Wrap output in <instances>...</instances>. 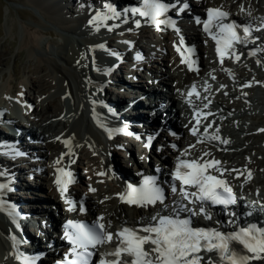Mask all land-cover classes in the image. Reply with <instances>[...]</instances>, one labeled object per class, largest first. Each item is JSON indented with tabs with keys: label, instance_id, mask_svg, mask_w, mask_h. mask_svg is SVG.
Masks as SVG:
<instances>
[{
	"label": "bare ground",
	"instance_id": "6f19581e",
	"mask_svg": "<svg viewBox=\"0 0 264 264\" xmlns=\"http://www.w3.org/2000/svg\"><path fill=\"white\" fill-rule=\"evenodd\" d=\"M26 1L41 13V15L44 17L46 22H50L52 25L61 28L63 31L69 33L70 35H73V37L72 36L69 37L68 35V38H70V42H71L69 46V50H67L68 48H66V50L63 52L60 50H56L55 53L54 52L51 53V55L54 56L53 58L46 57L47 55L45 56L44 59L41 57H39L40 59L37 58L40 62H45L47 64L46 66L50 68L49 71L51 74L50 82L46 81L47 79H43V78L37 79L36 77L35 78L28 77L25 79V83L21 84L22 87H20L19 89V91L23 93V95H26L27 97H30V93L32 92V94L34 95L33 99H35V102H32L34 107L32 113L35 117L33 124L39 133L35 137L34 142H37V144L41 146L40 150L36 151V153L39 154L40 161L37 164H35V162L31 163L32 166L30 168V171L28 172L30 173V175L35 176L37 180L41 181L42 187L40 188V190L44 192L43 194L36 193V190L25 188L22 184L18 182L19 184L18 190L20 192L14 190L15 191V193H13L15 194L14 199L16 200V202L22 203V206H20V208L23 213L26 212L28 213L29 212L28 208H31L30 206L32 204H41L39 201L41 199L43 200L42 197L46 198L44 199V201L50 203V207L52 208L53 211H58V212H60L61 210L66 211L67 207L63 203L66 199L71 200L73 193L69 191L68 192L69 195L63 199L61 195L56 191L55 187L51 184V181L53 179V171L51 167L52 165L56 164L55 162L58 159L63 157L62 160L64 161L69 160V158L71 159V161H69L71 169H73L76 165L78 167L79 166L82 167L84 166V168L86 167L84 172L85 175L82 180V184H85L84 190L87 193L88 189L92 187L95 188L96 191L93 195L86 194L84 196V200L89 207L88 210L92 218L96 219L100 216H103L105 218L104 222L106 224L109 221L111 222L112 227L109 228L108 231H113L114 229H117L120 225H126L128 223L134 222L140 216L143 217L145 215H151L152 212H154L155 210L151 208H142V209L130 208L118 199L117 194L122 192V186H123L121 184L122 183L121 180L123 178L120 179L119 175H121V177H125V178L127 177V179H130V177L132 176L131 174L130 175L127 174V171L121 168H117L119 174L118 175L116 173L115 176L117 183L115 184L113 181L109 182L108 180H109V176L111 175V172L108 166L106 165L103 157L104 158L106 157L105 153L108 150L111 152V154L115 152L117 150L116 145L118 143L120 144V141L118 140L115 142L114 140L113 141L109 140L108 143H104L103 141L106 138L103 134L104 130L97 126V130H98L97 132L96 130L93 129L91 121H89L90 116L91 118H93L94 112H92V114L89 112L88 114V111L93 110V108L95 107V113L99 114V111L96 106L107 93L105 92V89L96 92L91 87L92 84H95L97 88L100 89L102 88V82L106 81L103 79L106 78L104 76L105 72L102 73L101 71L103 78L102 77L99 78L92 73V67L95 68L100 67L98 63H96V59L100 56V54L98 55L97 53L100 52V50H102L100 48V45H103L106 42L108 43V45L112 46L115 44L114 43L115 41L113 43H109L110 39H117V38L110 35L99 36L100 34L104 35L107 34L108 32L102 31L101 28L99 31H96V29L89 23L90 19L93 16L89 15V13L87 12L85 13L83 12V16L80 17L79 19L77 18L74 19L75 14L73 12H70L64 5L65 0H26ZM82 1H84L85 4H89L92 2L91 0H82ZM102 1H110L111 3L113 2V0H102ZM263 3L264 2H262V0H198L195 5H200L199 6L200 8L207 7L211 4L218 6L220 5L226 8L233 17H240L244 20L246 19V20L258 22V20L261 21L262 18H264ZM240 5L244 6L245 9L244 12L240 11ZM192 11L193 10H190V12ZM249 11L252 13L251 16L247 15ZM260 13H263V15L261 16ZM128 25H130V22L128 23ZM22 32L23 31H21V34ZM39 40L37 39V37H30V36L26 37V44L27 46L30 45L31 47V48L28 47L30 48L28 51V54L30 56H32L34 52L35 55H37L36 51L38 50V48H40ZM197 40L201 44V49L199 51V54L204 60L202 63L203 65L202 72L207 73V75L211 79L213 76H215L216 79L213 80H215L218 84H222L225 80L228 81L229 79H232V81L238 85L242 83L244 84L247 83V81H249V78L246 76L247 71L260 70L261 67H262L261 70H264V63L261 65H256L254 58L250 59L244 56L241 57L239 62H232L231 60L226 59L224 65L221 66L219 60L212 53V49L207 43V38L203 37L202 35H199L197 36ZM163 41H165L164 45L157 47L158 50L156 51V53H154L156 55L150 59V63L153 62L155 65L151 66L150 63H146L143 65L142 68L137 67V70H140L142 72V74L145 76V79L142 78L141 80H138V82H136L135 84V87L136 90H141L142 87L138 88L139 85L137 84L139 83V81H143L145 85L148 86V83L151 81L150 78L147 76V74H151L153 77L160 75L161 78L165 80L166 83L165 87L168 88V90L170 88V92H172V90L174 91L171 99L172 105H170L169 107L170 108L169 112H172V114L178 120V126L176 127L174 126L175 135L170 136L165 141L168 144H171L174 138H176V140L180 143V148L176 150L171 148L169 152L170 157L169 159L166 160H163L161 156H157L156 154L157 151L155 150V147L154 148L152 147V149L149 148L150 150L147 149L148 151L146 149H144L143 151L140 150L138 151L139 157L136 158L134 155H132L133 156L132 160L134 164H136L139 168H145L147 166V161H148L147 159H149V163L163 161L164 163H168L169 165L173 166L172 163L175 164L177 157L180 156V153L183 150L188 149L191 145H195V147L191 150V156L181 157V158H195L200 156L205 151L209 152L211 153V156L205 157V159H216L221 161L220 167L228 170L225 171L224 178L227 179L229 176H230L229 178H232L233 175L235 173H239V171L233 172L231 170L237 169L240 164H238L236 159H230L229 161L223 159V155H224L223 151H225V149L231 151L237 145L240 146V147L238 146L237 149L243 147L247 148L249 142L252 140V138L251 137L249 138L247 135V133H249V130H244V127L243 128L240 127V131L244 133L243 134L244 136L243 135L239 136V138H237L239 140H236V143L235 141H231L228 144H223L218 141H207V140H205L203 143H196V137L192 136L190 133V129L195 124V120L193 118L194 111L200 110L202 111V113H211L212 111H214V109H212L211 107L218 106L221 107L223 111L221 110L222 111L221 113H212L210 115V119H216V121L218 120L224 121L226 119L228 122L229 121L234 122L237 119L236 117L234 118L229 117L228 119L225 118L226 116L222 118L220 117V115L226 114L225 111H228V109L230 108L235 107V109H237V107L233 103L228 102V100L217 98V97H221L220 95H216V96L211 95V97L208 98L203 97L206 100L204 102L198 101L200 98L196 100L197 98L195 95L189 97L187 93L191 90L193 85H195L196 90L198 91L197 88L200 85L199 79L197 78L196 74L186 73L183 66L179 65L178 63L179 60L177 58V55L173 52V47H172V43H175L177 45L178 41L174 39L168 42L166 38ZM92 45H98L97 52L94 54H90L88 51V47ZM156 46L157 45L152 44V47L155 48ZM81 47L85 48L83 52L81 51ZM44 51L46 50L44 49ZM80 55L83 56L82 59ZM92 57L96 58L94 61L95 63L94 66H92L89 62V59H91ZM256 58H259L262 61L264 59V55L258 54ZM154 67L155 70L153 69ZM224 68L229 69L231 75H229L228 72H225L223 70ZM157 70H160V73H158ZM0 73L3 74L2 72ZM132 77H133V73L131 74L129 73L128 78L132 79ZM52 81L54 82L56 81V83L52 84L51 83ZM84 82L86 83L87 87H85ZM213 87L215 88L217 86H213ZM251 87H252L251 90L250 89L235 90L236 92H234L235 93L234 96L241 97L243 100L247 101V103H255L257 105H263L264 103V101L262 100L263 98L258 94H264V90H262V88L264 89V87H259L256 90L253 86ZM54 88H57L56 90L58 91L57 92L54 91L55 93L53 95L52 91L55 90ZM25 89H27L29 92L23 91ZM8 91H9L8 86L0 85V109L1 106H3L4 103L6 102L5 99L3 98V95L6 94ZM61 91L64 92V95L66 97L69 96V98L71 99L74 108L72 110L74 116L72 119V123H68L70 119L66 111L67 108L63 106L61 101L59 102L60 99L55 98L58 97ZM151 91H154V87H151ZM83 99H85V102ZM189 99H191L192 101V104L191 105L189 104L192 110L184 107L185 109L184 108L183 109L186 112V114L181 115L180 108L177 109L174 106H176L179 101H185V103H188ZM93 101L97 102L95 106L92 103ZM205 105H207V108H204ZM118 112L119 109L115 110V113ZM242 113H246V112L242 111ZM62 114L64 115L63 118H61ZM123 118H124L123 120L124 124L118 121V124L120 122V126H126L129 130L136 131L137 133L140 132L138 127L135 126L134 123L132 124V126H129L128 123L131 121L130 118H128L126 115H124ZM210 119L208 122L205 121V123L202 121V125L200 127L201 135L204 132L203 125L210 123ZM240 119H243V116ZM215 128L216 125L215 124L212 125V127L208 129V134L212 135L213 133H215ZM171 129H173V127H171ZM150 133L151 136H153L155 132H150ZM218 135H224L221 129ZM231 135L233 136V134ZM66 139L71 140V148H72V153H74V155L66 154L68 153V148L63 143V141ZM146 140L147 142L149 141V139ZM125 142H126L125 146L127 145L126 147L130 149H133V146H135L134 143L130 141H125ZM34 145L35 143H33V146ZM167 148H169V145ZM94 151H96V154H94ZM234 154L237 153H233L232 155ZM95 155H97V158L95 157ZM152 155L154 156V158L152 157ZM83 159L86 161L85 164L83 162L84 161ZM24 164H28V162H25ZM39 164L41 165V169H42V173L40 174L38 173L39 169L37 170L34 168ZM94 165L96 166L93 167ZM20 166L23 167L22 169L25 168V165L24 166L20 165ZM19 172L20 171L16 169L14 170L13 175L15 177L16 176L18 177L20 174ZM101 172H105L107 173V175H103V176L97 175V173H101ZM1 180L3 179L0 178V181ZM25 182L28 185V187L29 186L31 187L30 185L31 183H29L27 180H25ZM229 183L228 184L231 186V188L234 191L233 188L234 186L233 184H231V183H235L234 179H230ZM10 187L13 188V184ZM23 190L26 191V193H24ZM235 193H236V205L239 207V209L246 204V206H249L253 210L261 211V213L264 214V209L260 207V205L262 204L260 200L259 202L258 200L250 201L251 200L250 197L245 196L241 193H237V192ZM1 194L2 193H0V199H3L5 201L7 200V198H9V195L8 197L5 198L2 197ZM248 195H250V193ZM252 195L253 194H251V196ZM246 198L249 199L248 202H246ZM10 199L12 200V198ZM42 209H43L42 213H45L46 215L49 214L45 210V206L44 207L42 206ZM246 209L249 208H245L244 210ZM258 221L260 222V220ZM53 222H55V220H53ZM36 227L39 228V224H37ZM26 232L29 234V229H27ZM12 234H13L12 230L10 229L8 224L0 218V264H18L11 250V239L13 237ZM48 238L50 239L51 237L49 236ZM48 243L49 241L47 240V244ZM108 245L109 244L105 246ZM44 246L45 245H40L38 248L43 249ZM257 263L264 264V261H258Z\"/></svg>",
	"mask_w": 264,
	"mask_h": 264
},
{
	"label": "snow or ice",
	"instance_id": "6c2138e0",
	"mask_svg": "<svg viewBox=\"0 0 264 264\" xmlns=\"http://www.w3.org/2000/svg\"><path fill=\"white\" fill-rule=\"evenodd\" d=\"M105 7L107 13H96L89 23L96 31L104 27L107 31L112 32L119 25L109 26L108 21L120 20L121 13L117 12L110 4ZM184 7L187 8V5L185 4ZM169 8L170 5L161 2V0H144L143 9L133 8L131 14L145 18L157 30H161V25H163L172 27L178 33L179 30L175 29L172 20L161 19L168 13ZM240 11H245L243 5H240ZM247 15L251 16L252 13L249 11ZM228 16L229 13L222 10V7L209 8L207 9V19L202 22L203 31L215 43V52L221 66L224 65L226 59L232 62L240 61L241 54L237 51V45L247 46L248 43L255 42L250 39L253 34L251 27L244 26L241 29V26L236 23H224ZM123 22L128 23V20L125 18ZM197 23H201V21L198 20ZM135 27H141L140 20L135 21ZM255 31H264V18ZM174 47L181 57V63L186 64L189 71L199 70L194 67L196 61L191 58L194 55V50L184 46L182 37L178 45H174ZM100 48L103 49L104 46L100 45ZM260 53H264V47L256 48L248 55L256 57ZM111 55H116V53H111ZM136 59L140 60L142 57L137 56ZM256 63L260 65L261 61L258 59ZM223 70L231 75L229 69L224 68ZM212 79H216V77L213 76ZM243 87H251V84H245ZM187 95L189 97L195 95L197 99L200 98L195 85ZM20 96L22 97L23 93H20ZM16 102L21 103V100ZM92 103L95 106L97 102L93 101ZM188 103L192 104L191 99L188 100ZM93 112L97 126L107 133L109 139L120 132L132 135L123 129L109 130L100 121L98 114H95V107ZM208 115L211 113L204 114L200 110L195 111L193 117L195 124L190 129V133L196 137V143H203L207 140L228 144V140L222 139L218 135L220 132L218 127L215 129V133L208 134L212 123L204 124V132L202 135L200 134L201 116H203V120H207ZM260 131L264 132V129H260ZM136 139L139 140L140 137L137 136ZM63 143L68 148L66 154L74 155L71 140L66 139ZM150 146L151 140L144 144L145 148H150ZM172 147L176 146L172 145ZM194 147L195 145H191L180 153L176 159L174 170L170 173V191L174 196L179 197L178 200L173 201L170 211V206L166 203L165 190L158 185L155 178L144 177L139 186L129 183L123 192L117 194L122 203L138 208H156L157 205L162 208L151 215L146 223H138L136 227H122L115 233L108 231L112 225L110 221L106 224L103 216L96 218L90 224L79 220H68L64 227L63 238L70 248L67 255L57 264H92L96 250L113 243L114 238L117 242L115 250L101 254L97 264H253V262L264 261V228L250 225L241 227L239 231L226 234L215 227L193 226L194 217L202 216L206 220H211L210 208L212 207H219L227 215L235 216V213L229 211V208L236 203L233 189L224 179V173L228 170L220 167L221 161L205 159V157L211 156V153L206 151L192 159L181 158L191 156V150ZM15 154L19 155V153ZM62 159L63 157L55 163L59 165ZM56 171L59 175L56 176L55 183L63 198L68 191V186L75 181L71 171L59 167ZM231 171L238 172L236 169ZM97 175L103 176L107 173L101 172ZM249 176H251L250 172ZM89 190L95 192L93 188ZM5 191H11L9 185L0 183V193ZM65 203L69 205V212L77 210L76 204L72 200L66 199ZM260 207L264 209V204H261ZM79 211L81 213L86 211L83 205L80 206ZM3 212L7 213L17 228L20 227L19 214L16 209L0 199V213ZM164 212L167 214H163ZM182 214L186 215L182 216ZM248 214L251 215V213ZM12 241L13 247H17L20 243L15 236L12 237ZM14 256L19 264H37L36 257L25 255L23 252H16Z\"/></svg>",
	"mask_w": 264,
	"mask_h": 264
},
{
	"label": "rangeland",
	"instance_id": "374dc122",
	"mask_svg": "<svg viewBox=\"0 0 264 264\" xmlns=\"http://www.w3.org/2000/svg\"><path fill=\"white\" fill-rule=\"evenodd\" d=\"M20 30L23 31L22 34ZM68 35L69 37L71 36L73 37V35H70L69 33L63 31L61 28L52 25L50 22H46V20L41 15V13L38 10H36L31 4H29L26 0H0V72L3 73V74L0 73V85H6L9 87V91L7 92L6 95L10 97L9 95H11V91H13L14 89L19 90L20 87H22L21 84L25 83V79L28 77H32V78L36 77L37 79L43 78V79H47L46 81L50 82V76H51L49 72L50 68L46 66L47 64L45 62H40L38 59H40L39 57L44 59L46 55H47L46 57L53 58L54 56L51 55V53L52 52L55 53L56 50H60L62 52L65 51L66 48H68L67 50H69V46L71 42H70V38H68ZM29 36L37 37L38 40L40 39L39 41L41 45L39 44L40 48H38V50L36 51L37 55H35V52L32 56L28 54V51L31 47L30 45L27 46L26 37H29ZM22 41L24 44L22 43ZM20 43H22L23 45ZM43 48L46 51H44ZM82 51H84V49H82ZM262 75H263V71L246 73V76L249 78V81H247V83L252 84L251 86H254L255 90L258 89L257 87L260 86L259 85L260 81L261 80L264 81V79L262 78ZM138 79H142V78H138ZM211 81L213 80L211 79ZM51 83L55 84L56 81L55 82L52 81ZM247 83H244V84L242 83L240 84L241 85L240 86L236 83H232V82L228 83V81L226 80L222 84H218L215 81H213V86H217L215 88L212 86V90L215 89L213 91V95L218 94L221 97H217V98L228 100V102L233 103L237 107V109L233 107V108L228 109V111H225L227 115L226 114L220 115V117L226 116L225 118H228V119L229 117L231 118L236 117L237 118L236 121L228 122L225 119L224 121L219 120L217 122L214 120V123H217L218 125L217 127L221 129L222 131H225L226 133L224 135H219V136L222 139H225L228 141L239 140L237 138H239V136L244 134L242 133V131H240V127L242 128L244 127V130H249V133H247V135L249 138L251 137L252 140L249 142V145L247 146V148L243 147V148L237 149V147L239 146L237 145L231 151L230 150L228 151V149H225V151H223L224 153L223 159L227 161H229L230 159H236L238 164H240L238 167L239 169L237 168L236 170L239 171V174L240 176H242V178L237 180L235 183H233L235 186H238L240 193L245 196L250 197L251 201L258 200L259 202L260 200V202L264 204V185H263L264 184V149L260 147L261 142L264 141L263 140L264 135L260 131V129H264V104L257 105L255 103H247L241 97L234 96L235 95L234 92H236L235 90H238V89H247V90L250 89L251 90L252 87L251 88L243 87V85ZM263 83L264 82H262L261 87H263ZM84 85L85 87H87L85 82H84ZM161 85L162 83L158 84L157 90L165 89ZM54 89L55 90L52 91L53 95L55 92L58 91L56 90L57 88H54ZM221 90H223V92ZM262 90L264 89L262 88ZM26 91L28 92L27 89ZM219 91H221L222 93ZM31 94L32 92L30 93V95ZM258 95L261 96L263 98L262 100L264 101V94H258ZM55 98L60 99L59 102L61 101L63 106L67 108L66 111L70 119L68 123L69 122L72 123V119L74 117L72 110L74 108H73V105H72V102L69 96L66 97L64 95V92L61 91L58 97H55ZM215 110L218 111L219 113L223 111V109H221L220 107L215 108ZM242 111H245L246 113H242ZM242 116H243V119H240ZM243 125H246V126H243ZM231 134H233V136ZM165 150L166 149L163 148V150H161V153L166 154ZM126 151L128 153L122 152L117 149L113 153V157L111 158L113 159L115 165L117 164V166L122 167L125 171H127V173L128 172L130 173L132 172V170L126 167L123 156L129 153L132 154V152L134 154L135 151L134 150L133 151L126 150ZM233 153H237V154L232 155ZM126 158H129V157L126 156ZM83 162L86 163L85 160ZM249 172L251 173V176H249ZM27 174L28 173L21 175L22 177L21 182L25 184L26 182L24 178L25 176H28ZM40 192H43V191H40ZM249 193L250 195H248ZM251 194L253 195L251 196ZM39 202L41 204H38V205L43 206V207L45 206V210L47 209H49L48 211L51 210L49 206L50 205L49 202L44 201L42 199ZM38 243L40 245H43L44 241L41 239Z\"/></svg>",
	"mask_w": 264,
	"mask_h": 264
}]
</instances>
